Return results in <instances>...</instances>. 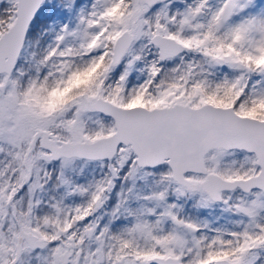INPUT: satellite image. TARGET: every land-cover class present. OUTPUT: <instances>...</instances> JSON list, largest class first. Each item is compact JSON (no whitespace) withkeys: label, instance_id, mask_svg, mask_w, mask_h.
<instances>
[{"label":"snow or ice","instance_id":"snow-or-ice-1","mask_svg":"<svg viewBox=\"0 0 264 264\" xmlns=\"http://www.w3.org/2000/svg\"><path fill=\"white\" fill-rule=\"evenodd\" d=\"M0 264H264V0H0Z\"/></svg>","mask_w":264,"mask_h":264}]
</instances>
